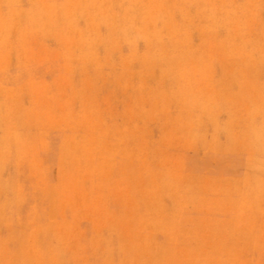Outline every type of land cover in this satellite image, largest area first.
<instances>
[{
    "label": "rangeland",
    "instance_id": "rangeland-1",
    "mask_svg": "<svg viewBox=\"0 0 264 264\" xmlns=\"http://www.w3.org/2000/svg\"><path fill=\"white\" fill-rule=\"evenodd\" d=\"M0 264H264V0H0Z\"/></svg>",
    "mask_w": 264,
    "mask_h": 264
}]
</instances>
